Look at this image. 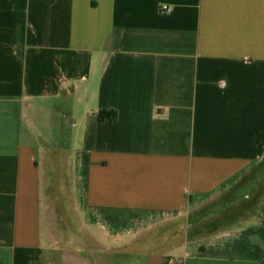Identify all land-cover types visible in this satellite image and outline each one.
Returning <instances> with one entry per match:
<instances>
[{
	"label": "crops",
	"instance_id": "0c3cea01",
	"mask_svg": "<svg viewBox=\"0 0 264 264\" xmlns=\"http://www.w3.org/2000/svg\"><path fill=\"white\" fill-rule=\"evenodd\" d=\"M123 243L264 264V0H0V264Z\"/></svg>",
	"mask_w": 264,
	"mask_h": 264
},
{
	"label": "rangeland",
	"instance_id": "374dc122",
	"mask_svg": "<svg viewBox=\"0 0 264 264\" xmlns=\"http://www.w3.org/2000/svg\"><path fill=\"white\" fill-rule=\"evenodd\" d=\"M50 138L54 139V136H51ZM80 242H77L78 244L75 251H79L78 255L83 256L86 254V249L84 248L85 246H82ZM151 251L152 250L147 249H136L133 245L123 243L119 245H111L109 249H106V255H103L100 252V258L104 259V264H145L147 261H149L148 255L151 253ZM53 254L57 255L56 260L59 261L58 264H67L65 252H53ZM90 262L91 264H96L95 261L90 260ZM47 264H49L48 261Z\"/></svg>",
	"mask_w": 264,
	"mask_h": 264
},
{
	"label": "trees",
	"instance_id": "16d2710c",
	"mask_svg": "<svg viewBox=\"0 0 264 264\" xmlns=\"http://www.w3.org/2000/svg\"><path fill=\"white\" fill-rule=\"evenodd\" d=\"M108 116H109V117H108ZM101 117H102V119H105V118H111V119L115 120V119H116V114L113 113V114H111V116H110L107 112H102V113H101Z\"/></svg>",
	"mask_w": 264,
	"mask_h": 264
},
{
	"label": "built area",
	"instance_id": "2783aa9c",
	"mask_svg": "<svg viewBox=\"0 0 264 264\" xmlns=\"http://www.w3.org/2000/svg\"><path fill=\"white\" fill-rule=\"evenodd\" d=\"M164 10H165V11H167V12H169V11H170V9H169V8H165Z\"/></svg>",
	"mask_w": 264,
	"mask_h": 264
}]
</instances>
